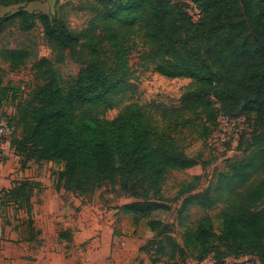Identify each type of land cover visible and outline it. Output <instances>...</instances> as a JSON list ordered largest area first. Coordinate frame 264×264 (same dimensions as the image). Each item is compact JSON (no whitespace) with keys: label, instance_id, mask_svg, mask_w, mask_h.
Listing matches in <instances>:
<instances>
[{"label":"trees","instance_id":"1","mask_svg":"<svg viewBox=\"0 0 264 264\" xmlns=\"http://www.w3.org/2000/svg\"><path fill=\"white\" fill-rule=\"evenodd\" d=\"M17 1L0 0V5ZM188 1L94 0L93 17L81 30L61 16L23 7L0 16V33L13 18L21 20L24 30L39 21L54 53L51 59L29 47L0 49V58L13 70L35 59L42 80L21 126L10 117L16 126L12 144L30 159L63 163L58 189L101 187L118 179L124 191L139 197L122 210L143 217L170 210L161 194L170 171L198 164L172 136L188 125L187 114L212 119L219 111L209 137L220 114L245 115L248 129L240 136L249 130L253 114L256 133L245 157L219 173L215 189L183 201V208L194 201L208 209L224 203L220 228L206 214L196 228L186 227L183 245L167 237L160 253L170 248L173 258L196 248L215 252L220 261L257 254L264 264V0H191L201 12L197 21ZM138 38L145 46V67L191 80L180 103L163 107L159 117L134 100L137 85L129 55ZM65 62L76 69L62 71ZM118 107L116 117H106ZM1 190L2 203L14 193L13 188ZM149 244L157 246L154 240Z\"/></svg>","mask_w":264,"mask_h":264},{"label":"rangeland","instance_id":"2","mask_svg":"<svg viewBox=\"0 0 264 264\" xmlns=\"http://www.w3.org/2000/svg\"><path fill=\"white\" fill-rule=\"evenodd\" d=\"M20 7L36 14L61 16L71 28L81 30L93 17L94 0H18L8 6L0 5V16H9ZM20 21L13 18L7 22L0 33V49L29 47L38 57L53 59L41 23L35 21L30 29L24 30ZM136 42L138 46L129 55L137 85L134 100L159 117L160 109L180 103L191 80L168 78L151 66L145 67L141 59L145 46L139 38ZM107 54L111 62L109 49ZM34 63L32 59L26 66L13 70L0 58V115L13 117L20 126L23 112L34 103V90L42 83ZM61 69L65 72L76 67L65 62ZM120 109L108 111L106 117H116ZM216 112L212 119L205 114H187L188 125L173 131L178 146L197 159L198 164L170 171L161 194L171 208L150 216L136 217L122 210L123 204L139 197L124 191L118 179L104 182L101 187L58 189L63 163L30 159L12 144L11 156L0 162V181L11 180L14 189L0 204V264H199L204 259L219 260L215 252L202 253L196 248H188L184 255L178 253L173 258L169 255L170 248L160 253L161 242L167 237L183 245L186 227L196 228L206 214L212 217L216 230L221 226L224 203L218 202L208 209L194 201L183 208V201L190 194L215 189L219 173L226 171L230 162L245 157L256 132L255 116L251 114L249 130L243 135L211 144L209 134L219 111ZM209 194L216 196L212 190ZM151 221L155 222L153 226L149 225ZM151 240L157 246L150 245ZM251 257L259 259L257 254H247L239 258L230 256L224 261L238 264ZM155 259L160 262H154Z\"/></svg>","mask_w":264,"mask_h":264},{"label":"built area","instance_id":"3","mask_svg":"<svg viewBox=\"0 0 264 264\" xmlns=\"http://www.w3.org/2000/svg\"><path fill=\"white\" fill-rule=\"evenodd\" d=\"M189 13L193 21H197L201 15L196 4L188 1ZM247 128V120L245 115H230L222 113L217 119V128L211 134L209 141L214 144H221L230 140L231 138L239 137L241 132ZM16 135L15 124L5 115H0V162L6 161L10 156L12 149V142ZM4 199V193L0 189V204ZM199 264H229L228 261H220L218 259H204ZM238 264H262L256 257L241 260Z\"/></svg>","mask_w":264,"mask_h":264},{"label":"crops","instance_id":"4","mask_svg":"<svg viewBox=\"0 0 264 264\" xmlns=\"http://www.w3.org/2000/svg\"><path fill=\"white\" fill-rule=\"evenodd\" d=\"M3 188H6V189L11 188V180L6 179L2 182L0 181V189H3Z\"/></svg>","mask_w":264,"mask_h":264}]
</instances>
